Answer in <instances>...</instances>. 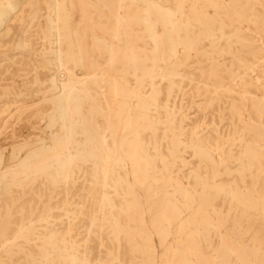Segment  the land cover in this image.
<instances>
[{
	"label": "bare ground",
	"instance_id": "bare-ground-1",
	"mask_svg": "<svg viewBox=\"0 0 264 264\" xmlns=\"http://www.w3.org/2000/svg\"><path fill=\"white\" fill-rule=\"evenodd\" d=\"M0 264H264V0H0Z\"/></svg>",
	"mask_w": 264,
	"mask_h": 264
}]
</instances>
